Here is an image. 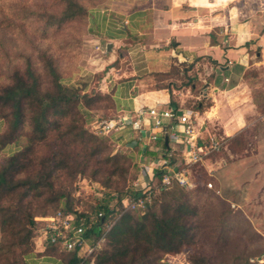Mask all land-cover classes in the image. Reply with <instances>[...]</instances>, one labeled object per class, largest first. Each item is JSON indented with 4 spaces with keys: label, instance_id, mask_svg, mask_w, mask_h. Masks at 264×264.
<instances>
[{
    "label": "trees",
    "instance_id": "trees-1",
    "mask_svg": "<svg viewBox=\"0 0 264 264\" xmlns=\"http://www.w3.org/2000/svg\"><path fill=\"white\" fill-rule=\"evenodd\" d=\"M50 1L53 8H46L43 13L29 11L43 20L45 30L82 21L90 33L94 11L87 10L79 0ZM43 59L46 82L27 59L24 70L16 69L10 81L0 87V116L7 125L0 136V151L18 141L25 127L30 143L0 166V264H151V257L158 251L179 253L184 247L193 246V218L197 210L191 202L192 193L176 183L165 189L159 168L149 182L152 199L145 210L125 211V202L145 197L146 189L127 187L121 197L115 196L118 190L105 192L94 206L80 210L70 192L56 187L59 171H68L72 178L83 177L93 163L99 165L91 173L93 179L102 171L109 180L118 175L125 178L128 172L125 165L134 159L111 152L104 142L106 137L95 135L87 128L94 117L91 110L100 102H111L116 112L113 95L103 94L99 85L82 93L81 88L65 84L51 57L43 54ZM206 63L213 68L218 66L215 61L196 57L192 63L172 64L167 72L155 73L157 90H166L172 98L175 91L188 88L200 97L190 112L203 113L212 104L203 95L206 84L201 82L202 73L195 66L203 64L205 75ZM106 78L107 70L100 76V82ZM169 105L177 109L172 101ZM155 144L162 159H170L171 164L180 159V154L172 152L165 139ZM73 145H80L81 152L74 150ZM103 154L105 157L98 159ZM160 195L165 197L163 202L159 201ZM58 212L82 222L91 244L101 240L106 227L111 226L106 235L108 250H102L101 258H84L78 250L68 252L61 243H48L43 252H36L39 225L35 219ZM190 264L212 263L204 254L196 253Z\"/></svg>",
    "mask_w": 264,
    "mask_h": 264
},
{
    "label": "rangeland",
    "instance_id": "rangeland-1",
    "mask_svg": "<svg viewBox=\"0 0 264 264\" xmlns=\"http://www.w3.org/2000/svg\"><path fill=\"white\" fill-rule=\"evenodd\" d=\"M79 2L87 10L109 13L112 6L124 4L125 0ZM46 8H53L50 0H0V87L10 81L16 69L24 70L27 59L33 63L42 81L46 82L45 54L52 58L65 84L81 88L82 93H88L99 85L103 94H112L111 87L100 82V76L105 70L110 72V64L119 58V49L114 57L107 56L104 42L95 43L86 26H82V21L45 30L43 20L29 11L43 13ZM99 23V20L92 18V27L96 28ZM115 67L127 70L130 64L119 61ZM198 68L202 73L201 82H205L203 64H199ZM111 72L113 75L116 70L112 69ZM243 89V93H240V89L237 93L219 97L218 117L209 121L204 115L200 121V124L209 123L211 133L203 135L204 138L210 134L217 135L222 148L210 155L206 162L191 169L193 187L187 192L192 193L191 202L197 210L193 218L195 244L184 247L179 253L158 251L151 257V264H190L196 253L204 254L212 264H264V66L248 71ZM91 113L94 117L87 128L98 136H104L97 128L99 122L123 114L115 113L111 102H100ZM6 127L0 116V136ZM26 129L18 141L0 151V166L11 154L30 145ZM105 137L104 142L111 152L129 155L134 159L133 163L125 165L128 166L125 178L118 175L112 180L103 171L93 179L91 173L99 167L96 163L83 177L78 175L72 178L68 171H59L56 174V187L70 192L75 206L80 210L94 206L105 192L118 190L115 196L121 197L127 187H135L139 179L148 177L143 167L146 163L141 157L146 154H141L139 147L119 146L111 137ZM175 148L183 151L180 146ZM73 149L81 152L82 147L73 145ZM104 157L105 154L98 159ZM159 165V162L155 165L156 169ZM149 176H153V173ZM209 184L212 188L208 187ZM170 195L166 196L167 200L171 199ZM164 198V195H160L159 201L163 202ZM108 229L106 227L105 235L95 243L92 253L87 249L82 251L84 258L99 259L103 256L102 250H108ZM38 241L42 243L43 239Z\"/></svg>",
    "mask_w": 264,
    "mask_h": 264
},
{
    "label": "crops",
    "instance_id": "crops-1",
    "mask_svg": "<svg viewBox=\"0 0 264 264\" xmlns=\"http://www.w3.org/2000/svg\"><path fill=\"white\" fill-rule=\"evenodd\" d=\"M110 11L111 14L103 10L93 12V19L100 23L96 28L92 24L90 33L95 43L104 42L110 58L119 49V58L110 64L104 82L112 89L115 113H123L112 120L133 115L142 108H168L170 101L181 112H190L200 97L184 87L170 98L166 90H157L154 74L167 72L172 64L192 63L197 57L218 64L216 68L204 64L203 95L215 102L203 113H196L198 127L206 135L211 132L209 123L200 124L203 116L209 121L218 117L219 97L240 89L243 93L248 71L264 66V0H125ZM119 61L128 62L130 68L115 69ZM112 69L116 70L113 75ZM210 75L214 76L208 81ZM108 136L119 146L139 147L141 154H146L141 157L148 179H139L135 186L136 190H144L152 178L149 174L163 160L160 148L131 126L112 130ZM166 143L181 156L175 148H184L180 140L169 137ZM45 248L46 244L37 237L36 252Z\"/></svg>",
    "mask_w": 264,
    "mask_h": 264
},
{
    "label": "built area",
    "instance_id": "built-area-1",
    "mask_svg": "<svg viewBox=\"0 0 264 264\" xmlns=\"http://www.w3.org/2000/svg\"><path fill=\"white\" fill-rule=\"evenodd\" d=\"M126 126H131L150 142H157L168 136V138L171 137L183 143L184 148L180 159L175 164H171L170 159H163L159 166L162 172L161 185L165 189L174 183L186 189L192 188V167L203 164L210 155L222 148V143L217 135L210 134L204 138L201 128L198 127L196 113L181 112L172 107L142 108L130 116L101 121L97 128L100 134L108 136L112 130ZM208 187L212 188V185L209 184ZM145 189L147 191L146 196L128 202L125 211L146 209L147 204L151 202L152 192L150 185H147ZM35 220L38 225L43 223L42 226H39L38 231V239H43V244L61 243L68 252L78 250L80 256L85 249L89 253L94 251L95 244H91V239L85 236L83 223L77 222L72 215L58 212L54 216L37 217ZM108 227L111 228V226Z\"/></svg>",
    "mask_w": 264,
    "mask_h": 264
},
{
    "label": "water",
    "instance_id": "water-1",
    "mask_svg": "<svg viewBox=\"0 0 264 264\" xmlns=\"http://www.w3.org/2000/svg\"><path fill=\"white\" fill-rule=\"evenodd\" d=\"M110 48H111V45L109 44L108 47H107V50L110 51ZM165 141L166 142L168 141V136H165Z\"/></svg>",
    "mask_w": 264,
    "mask_h": 264
}]
</instances>
